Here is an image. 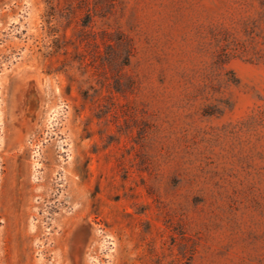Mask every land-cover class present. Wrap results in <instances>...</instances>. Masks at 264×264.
Masks as SVG:
<instances>
[{
	"label": "rangeland",
	"instance_id": "374dc122",
	"mask_svg": "<svg viewBox=\"0 0 264 264\" xmlns=\"http://www.w3.org/2000/svg\"><path fill=\"white\" fill-rule=\"evenodd\" d=\"M0 264H264V0H0Z\"/></svg>",
	"mask_w": 264,
	"mask_h": 264
}]
</instances>
